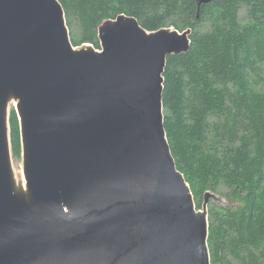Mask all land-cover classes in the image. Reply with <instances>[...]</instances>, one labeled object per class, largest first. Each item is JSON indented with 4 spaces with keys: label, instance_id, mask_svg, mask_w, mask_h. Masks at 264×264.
I'll return each mask as SVG.
<instances>
[{
    "label": "water",
    "instance_id": "water-1",
    "mask_svg": "<svg viewBox=\"0 0 264 264\" xmlns=\"http://www.w3.org/2000/svg\"><path fill=\"white\" fill-rule=\"evenodd\" d=\"M190 33L120 14L99 49L74 46L58 0H0V264H211L214 195L197 208L164 128L167 56Z\"/></svg>",
    "mask_w": 264,
    "mask_h": 264
},
{
    "label": "trees",
    "instance_id": "trees-1",
    "mask_svg": "<svg viewBox=\"0 0 264 264\" xmlns=\"http://www.w3.org/2000/svg\"><path fill=\"white\" fill-rule=\"evenodd\" d=\"M74 46L99 49L98 26L133 16L147 31L190 29L167 56L164 128L197 208L206 192L211 264H264V0H58ZM12 156L20 123L9 111Z\"/></svg>",
    "mask_w": 264,
    "mask_h": 264
},
{
    "label": "rangeland",
    "instance_id": "rangeland-1",
    "mask_svg": "<svg viewBox=\"0 0 264 264\" xmlns=\"http://www.w3.org/2000/svg\"><path fill=\"white\" fill-rule=\"evenodd\" d=\"M12 107L14 108L13 103H10L9 111ZM12 167H13V171H14V175L16 179L21 181L23 184H25V180H24L23 172H22L23 166H22V156L21 155L19 157L12 156Z\"/></svg>",
    "mask_w": 264,
    "mask_h": 264
}]
</instances>
